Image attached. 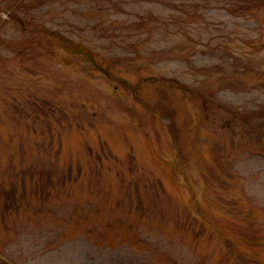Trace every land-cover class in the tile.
I'll return each mask as SVG.
<instances>
[{
    "label": "rangeland",
    "instance_id": "374dc122",
    "mask_svg": "<svg viewBox=\"0 0 264 264\" xmlns=\"http://www.w3.org/2000/svg\"><path fill=\"white\" fill-rule=\"evenodd\" d=\"M2 261L264 264V0H0Z\"/></svg>",
    "mask_w": 264,
    "mask_h": 264
},
{
    "label": "trees",
    "instance_id": "16d2710c",
    "mask_svg": "<svg viewBox=\"0 0 264 264\" xmlns=\"http://www.w3.org/2000/svg\"><path fill=\"white\" fill-rule=\"evenodd\" d=\"M79 51H78V53H84L83 52V50L81 51V49H78ZM3 263H0V264H7V262H5V261H2Z\"/></svg>",
    "mask_w": 264,
    "mask_h": 264
}]
</instances>
